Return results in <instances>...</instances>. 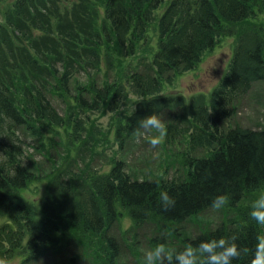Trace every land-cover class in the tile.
<instances>
[{"label": "trees", "instance_id": "obj_1", "mask_svg": "<svg viewBox=\"0 0 264 264\" xmlns=\"http://www.w3.org/2000/svg\"><path fill=\"white\" fill-rule=\"evenodd\" d=\"M64 1L15 0L6 23L19 34V44L0 23V217L7 218L0 225V257L10 261L22 256L19 264L38 262L50 252L61 251L65 241L57 244L60 237L74 231L95 236V247H103L107 253L105 264H116L119 244L109 230L123 215L135 228L151 224L162 233L160 238L150 239L151 247L163 242L179 250L189 243L235 234L239 247L253 249L264 228L250 218L244 200L264 190V128L226 127L225 122L233 117L239 98L254 82L264 80V39L248 23L254 13L264 10V0H169L157 20V47L147 71L131 74L129 92L115 84L79 88L76 100L81 108L105 106L111 113L120 112L115 140L122 147L135 134L140 118L152 111L160 116L169 106L165 96L156 94L165 81H171L170 72L193 69L223 36L237 35L226 73L209 94L191 98L187 105L181 96L171 105L181 109L175 117L182 124L175 119L166 125L167 140L187 136L179 175L134 178L120 159H113L107 171L92 170L88 165L74 172L65 168L54 177L58 193L65 197L60 221H44L36 217L33 207L18 199L36 177L23 161L19 130L36 131L41 121L62 125V116L48 100L47 83L60 76L64 88L71 73L60 72L56 65L45 66L44 52L31 45V37L33 32H41L45 38L52 26L59 30ZM165 1L103 0L108 27L80 31L85 52L96 60L98 50L106 44L122 57L134 54L153 12ZM68 17V25L74 26L76 14ZM127 93L148 99L136 101L123 117L121 107ZM199 150L203 155H198ZM161 191L175 199L174 207L165 210L161 206ZM218 194L229 196L225 207L234 210V217L225 216L215 226L186 234L182 225L212 208V199ZM250 258L251 253L241 255L233 264H249Z\"/></svg>", "mask_w": 264, "mask_h": 264}, {"label": "rangeland", "instance_id": "obj_2", "mask_svg": "<svg viewBox=\"0 0 264 264\" xmlns=\"http://www.w3.org/2000/svg\"><path fill=\"white\" fill-rule=\"evenodd\" d=\"M14 2L15 0H0V23L8 28L13 41L19 44L16 41L20 39L19 34L6 23ZM168 2L166 0L153 12L144 38L137 43L135 53L127 57L120 56L112 46L105 44L98 50L96 60L92 61L84 50L81 30L108 27L104 20L103 0H65V16L60 19L59 30L57 26H52L46 30L45 38L40 36L41 32L32 33L31 45L38 46L44 52V65H56L60 72L69 70L71 73L64 88L60 76L50 78L47 83L48 100L62 116V125L55 126L49 121H41L36 124V131L26 127L19 130L24 150L23 161L36 177L18 194V199L33 207L36 217L44 221L51 218L58 221L61 218L59 209L65 197L58 193L54 177L68 167L73 168V171L88 165L92 170L107 171L113 159H120L124 162L127 173L138 179L160 175L172 177L181 173L180 154L187 148L186 135L177 136L174 141L165 138L164 143L154 149L146 141L138 140L134 134L119 147L115 131L122 117L120 112L111 113L105 106L97 110L81 108L76 100L80 94L79 88L92 83L98 86L121 85L129 92L131 74L147 71L157 47V20ZM74 13L77 17L75 24L72 22L74 26L68 25V16ZM248 23L259 29L264 39V10L254 13ZM236 38L237 35L223 36L213 49L203 53L193 69L169 73L171 81H165L162 90L156 94L165 96L169 104L160 114L166 125L175 119L182 124L181 118L175 117L181 109L171 106L178 97L183 96L187 105L191 98L207 95L217 85L228 68ZM19 51L24 59L25 52L22 49ZM23 59L19 61L22 62ZM127 96L121 107L123 117L136 101L148 99L134 93H127ZM186 109L183 108L182 111L186 112ZM235 124L255 129L264 128V80L254 82L250 90L235 104V113L225 122V126ZM198 153L203 155V150ZM258 193L259 191L247 195L244 204L250 208ZM234 215V210L226 207L220 210L209 208L191 217L182 226L186 234H195L205 227L219 224L225 216L233 218ZM6 220L7 218L0 217V225ZM126 220H129L128 216L123 215L109 230V234L119 244L116 264H142V250L151 247L149 243L152 237L160 238L163 235L151 224L138 228L132 226L124 231L122 224ZM60 239L57 244L61 245L65 241L61 251L50 252L40 261L31 264H105L108 261L104 248L95 247L96 237L91 234L82 235L72 231ZM21 257L10 260V264H19Z\"/></svg>", "mask_w": 264, "mask_h": 264}, {"label": "clouds", "instance_id": "obj_3", "mask_svg": "<svg viewBox=\"0 0 264 264\" xmlns=\"http://www.w3.org/2000/svg\"><path fill=\"white\" fill-rule=\"evenodd\" d=\"M138 140L146 141L152 148H158L165 141L167 126L163 119L152 111L140 118L138 128L134 129ZM158 156L159 153H156ZM160 204L168 210L175 206V199L167 191H161ZM229 203V196L218 194L212 199L211 207L223 209ZM249 216L257 225L264 226V190L259 191L251 202ZM132 227V221L126 220L122 230ZM237 236L200 240L198 244H186L182 249L168 247L165 243H156L153 247L142 250V264H233V260L241 255L251 253L249 264H264V234L256 236L253 249L241 248L237 244ZM0 264H10L6 257H0Z\"/></svg>", "mask_w": 264, "mask_h": 264}]
</instances>
